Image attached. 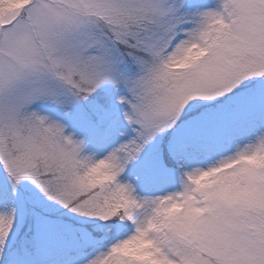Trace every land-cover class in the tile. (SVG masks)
Listing matches in <instances>:
<instances>
[{"label": "snow or ice", "instance_id": "6c2138e0", "mask_svg": "<svg viewBox=\"0 0 264 264\" xmlns=\"http://www.w3.org/2000/svg\"><path fill=\"white\" fill-rule=\"evenodd\" d=\"M0 264H264V0H0Z\"/></svg>", "mask_w": 264, "mask_h": 264}]
</instances>
